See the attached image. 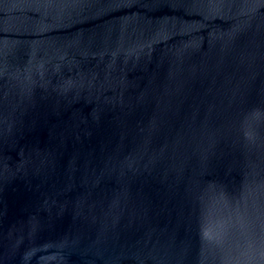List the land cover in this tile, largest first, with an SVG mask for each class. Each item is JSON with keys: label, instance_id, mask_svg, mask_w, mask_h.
Wrapping results in <instances>:
<instances>
[{"label": "water", "instance_id": "95a60500", "mask_svg": "<svg viewBox=\"0 0 264 264\" xmlns=\"http://www.w3.org/2000/svg\"><path fill=\"white\" fill-rule=\"evenodd\" d=\"M0 264H264V0H0Z\"/></svg>", "mask_w": 264, "mask_h": 264}]
</instances>
